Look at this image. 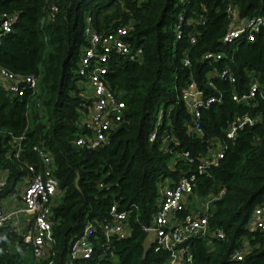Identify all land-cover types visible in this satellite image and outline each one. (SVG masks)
Listing matches in <instances>:
<instances>
[{
    "label": "trees",
    "instance_id": "obj_1",
    "mask_svg": "<svg viewBox=\"0 0 264 264\" xmlns=\"http://www.w3.org/2000/svg\"><path fill=\"white\" fill-rule=\"evenodd\" d=\"M230 4L241 18L264 16V0H0V19L15 18L12 30L1 37L0 67L38 80L35 91L26 87L18 96L0 79V170L7 177L0 197L17 193V185L31 176L29 165L41 167L36 147L54 158L59 179L49 253L36 260L34 245L7 225L0 228V264H66L73 242L89 223L95 224L93 264H164L167 253L153 247L144 257V226L152 224L164 184L188 173L196 175L199 197L225 189L210 216L211 231L223 230L225 238L190 237L186 244L194 264H235L232 257L239 249L245 256L237 264H264V230L250 224L254 208L264 203V26L252 40L225 41ZM53 6L58 10L49 19ZM87 15L100 33L127 26L133 46L143 48L138 60L110 54L108 87L125 109L108 142L93 149L75 144L92 102L77 72L88 45ZM208 53L221 58H206ZM252 79L261 91L236 101L234 93L247 92ZM192 81L205 98H216L201 109L204 136L192 131L182 98ZM161 112L158 136L150 141ZM246 113L259 115L258 121L227 138L229 123ZM165 134L173 137L170 150L162 141ZM216 143L226 145L220 165L199 172L198 163ZM184 152L193 162L181 157ZM113 205L127 211L131 230L108 239L103 225L113 222Z\"/></svg>",
    "mask_w": 264,
    "mask_h": 264
},
{
    "label": "built area",
    "instance_id": "obj_2",
    "mask_svg": "<svg viewBox=\"0 0 264 264\" xmlns=\"http://www.w3.org/2000/svg\"><path fill=\"white\" fill-rule=\"evenodd\" d=\"M57 6H53L49 19L57 12ZM228 10L231 15V25L224 38L225 41H234L242 36L254 39L255 33L264 26V16L259 15L252 18H241L238 7L230 4ZM14 16L5 15L0 19V43L2 35L12 30ZM182 20V19H181ZM176 28L179 30L180 25ZM84 35L88 45L82 49L78 73L85 79L87 84V96L92 100L87 111L81 118L83 130L75 138V144L86 149L97 148L108 142L109 134L116 128L123 117L125 103L120 100L116 91L108 87L106 73L107 62L111 53L125 56L129 60H138L143 54L142 47H135L128 39L129 29L121 26L107 33H100L92 26V17L87 15L84 26ZM221 58V54H206V58ZM184 64H189L188 60ZM224 71L221 76L225 77ZM235 81L234 77H229ZM0 79L6 82L9 90L18 96L24 94V89L35 91L38 87L37 77L34 75H22L6 68L0 67ZM261 91V84L255 79L249 82L247 92L240 95L235 92L233 98L238 102L250 100ZM182 98L188 112L192 116V131L198 136H204L201 123V109L208 108L216 101L215 97L205 98L203 91L199 89L196 82H190L182 91ZM163 113L159 115L157 127L150 134V141H155L158 136V125L161 123ZM259 115L248 113L237 116L227 128L226 136L234 139L238 132L248 125L255 124ZM21 137L16 138L19 140ZM173 140L170 134L163 136V144L169 149V143ZM22 150L21 144L17 147L16 155ZM38 154L42 165L37 169L29 165L31 176L19 183L21 187L20 197L23 207L20 209H8L0 205V228L11 225L16 231L23 233L24 240L32 243L35 247L36 260L44 258L54 244L53 221L50 216L52 208L58 201L59 179L54 174V158L38 147ZM170 150V149H169ZM226 152V145L216 143L209 154H207L197 165L199 172H206L211 166H219ZM181 157L193 162L188 152ZM195 173L182 174L175 181L167 182L161 189L159 206L154 214L152 224L144 226L148 233L150 230L157 232L156 241L153 245L155 252H166L167 259L164 264H194L193 254L186 241L195 235L212 234L218 238H225L223 230L211 231L210 216L214 208V202L225 194L222 189L217 194H211L202 198L194 194ZM7 182L6 173L0 170V189ZM189 209L187 212H185ZM24 213L23 221L20 214ZM113 222L105 223L103 230L107 238L117 234L126 236L130 233V225L127 222V211H118L117 205L111 208ZM24 224V227L22 225ZM252 227L264 230V203L257 205L250 218ZM95 224L89 223L81 235L73 242L70 259L66 264H93L91 262L94 253L93 234ZM245 251L236 250L233 260H243ZM52 264V262L50 263Z\"/></svg>",
    "mask_w": 264,
    "mask_h": 264
},
{
    "label": "rangeland",
    "instance_id": "obj_3",
    "mask_svg": "<svg viewBox=\"0 0 264 264\" xmlns=\"http://www.w3.org/2000/svg\"><path fill=\"white\" fill-rule=\"evenodd\" d=\"M18 191L16 194L8 193L2 197H0V205L5 206L8 209H20L23 207L24 203L22 198L20 197L21 187L17 185ZM24 213L20 214L21 220L23 221ZM23 227L24 224L22 223Z\"/></svg>",
    "mask_w": 264,
    "mask_h": 264
},
{
    "label": "water",
    "instance_id": "obj_4",
    "mask_svg": "<svg viewBox=\"0 0 264 264\" xmlns=\"http://www.w3.org/2000/svg\"><path fill=\"white\" fill-rule=\"evenodd\" d=\"M157 237V232L155 230H150L148 233H146V236L143 241V248H144V257L147 256V254L152 249Z\"/></svg>",
    "mask_w": 264,
    "mask_h": 264
},
{
    "label": "crops",
    "instance_id": "obj_5",
    "mask_svg": "<svg viewBox=\"0 0 264 264\" xmlns=\"http://www.w3.org/2000/svg\"><path fill=\"white\" fill-rule=\"evenodd\" d=\"M10 210H12V209H10ZM246 246H248V243L246 242Z\"/></svg>",
    "mask_w": 264,
    "mask_h": 264
}]
</instances>
